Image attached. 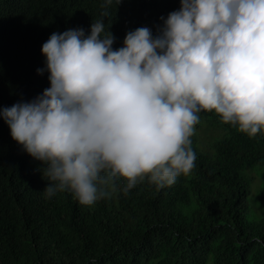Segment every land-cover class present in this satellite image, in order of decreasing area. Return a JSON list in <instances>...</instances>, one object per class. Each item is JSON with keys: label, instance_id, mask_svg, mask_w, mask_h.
Returning <instances> with one entry per match:
<instances>
[{"label": "clouds", "instance_id": "obj_1", "mask_svg": "<svg viewBox=\"0 0 264 264\" xmlns=\"http://www.w3.org/2000/svg\"><path fill=\"white\" fill-rule=\"evenodd\" d=\"M113 2L102 0L90 34L53 32L37 69L50 86L0 109L12 139L42 162L46 198L70 192L92 206L145 179L172 186L195 167L201 112L264 135V0H181L156 35L136 28L117 49L105 23Z\"/></svg>", "mask_w": 264, "mask_h": 264}, {"label": "trees", "instance_id": "obj_2", "mask_svg": "<svg viewBox=\"0 0 264 264\" xmlns=\"http://www.w3.org/2000/svg\"><path fill=\"white\" fill-rule=\"evenodd\" d=\"M121 1L105 18L113 49L142 26L156 35L161 17L181 6ZM101 3L0 0V109L50 86L49 73H37L45 67L42 44L53 32L82 27L90 34ZM201 113L221 133L210 151L192 143L189 175L162 189L145 179L92 206L70 192L46 198L42 162L12 139L0 117V264H264V135L249 138L218 114Z\"/></svg>", "mask_w": 264, "mask_h": 264}, {"label": "rangeland", "instance_id": "obj_3", "mask_svg": "<svg viewBox=\"0 0 264 264\" xmlns=\"http://www.w3.org/2000/svg\"><path fill=\"white\" fill-rule=\"evenodd\" d=\"M207 116L204 113H200V123L196 125V132L192 137V143L197 147L198 150L207 152L210 150H206L209 144L213 143L215 138L219 137L221 133V128L211 125L206 119ZM218 139V138H217ZM201 146L203 148H201Z\"/></svg>", "mask_w": 264, "mask_h": 264}]
</instances>
